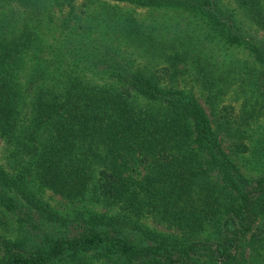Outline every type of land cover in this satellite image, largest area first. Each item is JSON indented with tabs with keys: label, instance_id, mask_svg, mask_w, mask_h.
<instances>
[{
	"label": "trees",
	"instance_id": "16d2710c",
	"mask_svg": "<svg viewBox=\"0 0 264 264\" xmlns=\"http://www.w3.org/2000/svg\"><path fill=\"white\" fill-rule=\"evenodd\" d=\"M0 138V264H264V0H0Z\"/></svg>",
	"mask_w": 264,
	"mask_h": 264
},
{
	"label": "rangeland",
	"instance_id": "374dc122",
	"mask_svg": "<svg viewBox=\"0 0 264 264\" xmlns=\"http://www.w3.org/2000/svg\"><path fill=\"white\" fill-rule=\"evenodd\" d=\"M123 7V6H122ZM124 8L129 9L130 7L124 6ZM137 14L139 15V17L141 18H149L147 17L148 13L146 10L144 9H137ZM59 16H57L58 19ZM226 51L221 49L220 52H216V55H221V54H225ZM218 57V56H217ZM223 57H226V55H224ZM197 96L199 97V100L201 102V104L204 106V108L207 110V112H210V109L208 107V105L206 104L205 101V97L202 94V92L200 90L196 91ZM221 138L223 140L224 146L226 147L227 151H230L231 149V142L230 140L225 137L223 134H221ZM5 144L3 142V140L0 138V151L3 153L4 149H5ZM239 167L242 170V173L248 177V178H256L261 176L262 174H264V162L262 163H255L254 161H252V163H248L245 159H236ZM217 175L214 173L212 174V180L217 182ZM44 200L49 203L51 205V207L56 210L61 216L63 217H69L71 215H73L75 212L77 211H82V210H92V211H96V212H101V213H108L111 214L113 212V210H108L107 208H105L103 205H97V204H90V203H72L69 202L68 200L62 198L59 195H55L53 192L51 191H46L43 195ZM145 223L150 227V228H157L160 231H166V228L162 225H159L157 223H155L153 220H146ZM13 225L15 226V223L13 222ZM249 244L247 243L246 245V262L245 264H259L258 261H256L255 257V253L252 252L251 248L248 246Z\"/></svg>",
	"mask_w": 264,
	"mask_h": 264
}]
</instances>
